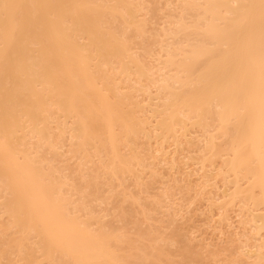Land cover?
Here are the masks:
<instances>
[{
    "label": "bare ground",
    "instance_id": "obj_1",
    "mask_svg": "<svg viewBox=\"0 0 264 264\" xmlns=\"http://www.w3.org/2000/svg\"><path fill=\"white\" fill-rule=\"evenodd\" d=\"M118 2L0 0L1 204L21 238L36 233L48 259L58 251L72 264H116L109 235L69 213L58 182L20 145L29 135L49 138L56 119L60 125L70 121L79 150L90 156V145L100 150L110 144L113 159L123 162L119 140L152 122L139 119L121 96L110 97L96 81L104 79L101 65L111 57L128 76L133 65L139 78L148 75L127 35L103 26L104 12L137 22L131 2ZM188 4L198 6L195 0ZM202 7L210 17L191 31L201 37L188 49L168 51L166 64L183 73L174 78L177 84L163 78L160 88L168 95L164 107L151 106L157 114L153 129L164 135L176 132L178 124L207 127L214 116L227 138L218 143L211 134L206 146L211 154L226 155V172L235 178L231 198L245 190L239 186L243 173L250 178L246 190L264 204V0H205ZM257 216L264 228V211ZM259 256L264 257L260 250Z\"/></svg>",
    "mask_w": 264,
    "mask_h": 264
},
{
    "label": "rangeland",
    "instance_id": "obj_2",
    "mask_svg": "<svg viewBox=\"0 0 264 264\" xmlns=\"http://www.w3.org/2000/svg\"><path fill=\"white\" fill-rule=\"evenodd\" d=\"M129 1L136 23L104 12L103 26L127 35L148 75L139 78L133 65L128 76L117 58L111 57L101 65L104 79L96 78L110 97L121 96L139 119L152 121L145 123L147 129L138 124L119 140L125 163L113 159L110 144L100 150L90 145V156L86 155L75 144L70 121L60 125L57 119L49 138L29 135L20 147L38 158L58 182L70 214L93 231L109 235L116 264H264V257L259 256V250L264 254V228L255 220L264 204L246 190L250 178L243 173L239 186L245 190L231 198L235 178L226 172V155L211 154L206 146L211 134L218 143L227 138L216 129L214 116L208 118L207 127L178 124L170 135L153 129L157 114H152L151 106L164 107L168 95L160 88L163 78L177 84L174 78L183 73L166 64L168 51L188 49L201 37L194 38L191 31L197 22L204 26L210 17L203 14L205 0H195L198 6H190L188 0ZM118 3L122 7L125 2ZM181 23L185 28H179ZM254 193L260 197L259 188ZM2 200L0 196V264H72L58 251L45 258L34 231L21 238Z\"/></svg>",
    "mask_w": 264,
    "mask_h": 264
}]
</instances>
